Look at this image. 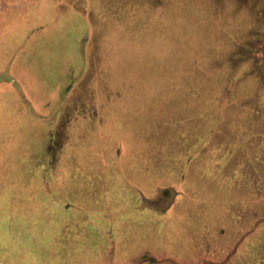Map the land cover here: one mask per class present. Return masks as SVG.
I'll return each mask as SVG.
<instances>
[{
	"label": "rangeland",
	"instance_id": "obj_1",
	"mask_svg": "<svg viewBox=\"0 0 264 264\" xmlns=\"http://www.w3.org/2000/svg\"><path fill=\"white\" fill-rule=\"evenodd\" d=\"M263 217L264 0H0V264H264Z\"/></svg>",
	"mask_w": 264,
	"mask_h": 264
},
{
	"label": "trees",
	"instance_id": "obj_2",
	"mask_svg": "<svg viewBox=\"0 0 264 264\" xmlns=\"http://www.w3.org/2000/svg\"><path fill=\"white\" fill-rule=\"evenodd\" d=\"M200 47L202 48L201 49V55H202L203 52H206V51L208 53L211 52V51H208V49H210V47L213 48L214 45H213L212 41L206 40V39L203 38L202 39V44H200ZM202 67H203V71H202L201 74H202V78H204L202 83L206 84V85H210V86L215 85V82L212 81L214 79V77L211 76V74H214V73H211L209 78H208V77H206V75L207 76L209 75V74L206 73L207 71H209V69L207 68V65L203 63ZM223 76H224V73H223ZM224 80H225V78H221L218 81V83L216 85L217 86L216 88L220 89V87L225 83ZM215 91H216V89H215Z\"/></svg>",
	"mask_w": 264,
	"mask_h": 264
},
{
	"label": "crops",
	"instance_id": "obj_3",
	"mask_svg": "<svg viewBox=\"0 0 264 264\" xmlns=\"http://www.w3.org/2000/svg\"><path fill=\"white\" fill-rule=\"evenodd\" d=\"M31 102H32V100H31ZM44 105V103H35L34 101H33V104H32V109L33 110H36V112H39V114L42 116V115H44L42 112H40V111H37V110H39V108L41 109L42 108V106ZM44 111V110H43ZM46 112H48L47 110H45ZM31 117L33 116L32 115V113L31 114H29ZM130 123H134L130 118L127 120V124H130ZM133 130V129H132ZM148 150H151V149H149V148H147ZM129 152V151H128ZM152 155H153V152H152V150H151V152H150ZM44 181H46V180H44ZM111 183V182H110ZM109 182H107V183H105V185L103 184V183H98V184H102L103 186H106L107 184H110ZM136 195H138V194H135V196ZM118 264H121V262H119Z\"/></svg>",
	"mask_w": 264,
	"mask_h": 264
},
{
	"label": "water",
	"instance_id": "obj_4",
	"mask_svg": "<svg viewBox=\"0 0 264 264\" xmlns=\"http://www.w3.org/2000/svg\"><path fill=\"white\" fill-rule=\"evenodd\" d=\"M263 219H264V217H263L261 220H263ZM259 222H260V221H259ZM259 222H258L257 224H259ZM252 230H253V229L247 231L246 233H249V232H251ZM238 245H239V242L236 244V247H235L234 251H233L231 254H229V256L227 257V259L230 258V257L233 255V253L237 250ZM227 259H226V260H227ZM226 260H225V261H226ZM209 261H211V260H206V261H204V264H207ZM225 261L219 262V263H217V264L224 263Z\"/></svg>",
	"mask_w": 264,
	"mask_h": 264
}]
</instances>
